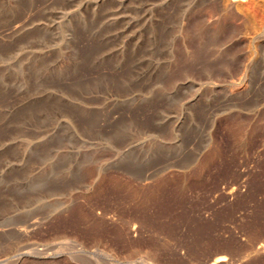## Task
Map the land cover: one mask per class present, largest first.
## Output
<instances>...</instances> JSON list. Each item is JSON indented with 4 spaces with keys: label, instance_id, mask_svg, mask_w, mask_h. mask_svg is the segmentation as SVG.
Wrapping results in <instances>:
<instances>
[{
    "label": "rangeland",
    "instance_id": "374dc122",
    "mask_svg": "<svg viewBox=\"0 0 264 264\" xmlns=\"http://www.w3.org/2000/svg\"><path fill=\"white\" fill-rule=\"evenodd\" d=\"M0 264H264V0H0Z\"/></svg>",
    "mask_w": 264,
    "mask_h": 264
},
{
    "label": "bare ground",
    "instance_id": "6f19581e",
    "mask_svg": "<svg viewBox=\"0 0 264 264\" xmlns=\"http://www.w3.org/2000/svg\"><path fill=\"white\" fill-rule=\"evenodd\" d=\"M225 260V259H224Z\"/></svg>",
    "mask_w": 264,
    "mask_h": 264
}]
</instances>
